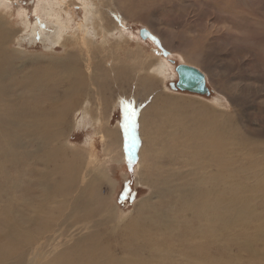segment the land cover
<instances>
[{"label":"rangeland","instance_id":"1","mask_svg":"<svg viewBox=\"0 0 264 264\" xmlns=\"http://www.w3.org/2000/svg\"><path fill=\"white\" fill-rule=\"evenodd\" d=\"M69 1L0 0V12L10 18L14 29H26L17 33L19 43H16V45L12 44L11 47L18 45L17 47H22L26 50L27 54H25L27 57L31 54L33 58L30 57L35 62L31 63L32 60H27L20 72L30 70L33 74L29 76H32L35 81L39 80L36 76L47 71L45 59H37V56L39 54L63 55L66 50L61 45H53L55 43H51L49 38L42 41V35L44 34L43 36L47 37L54 35L60 25L64 26L66 23H68L67 25L70 24L67 26L68 29L65 30L66 35L74 34V31H77L76 40H71L72 42L68 45V49L73 52L76 51L80 57L78 58L81 61L80 66L82 69L79 72H82V74L89 73L86 64L82 63L81 59L87 61L93 56L104 60L105 67L109 73L106 71V73L102 74H112L113 76L118 74L116 77L120 75L121 81L123 71L116 74L114 68L120 65L130 67L131 72L126 77L127 79L125 78L124 83L120 82L111 93H106L110 84L103 91L101 90L104 95L105 93L108 94L107 97L109 98L108 108L105 111L106 119L104 120L107 124L106 126L111 130L120 132L119 148L122 151L121 157L113 159L110 154H107L106 149L109 142L107 138L97 132L98 125L94 123V118L100 115L102 110H99L97 115H93L92 109L88 110L91 106L94 110H98L96 108L98 105L97 101L94 103L91 101L87 102L86 95H84L90 92L89 84L91 82L88 76L83 77L79 72L75 74L76 71L74 72V70L71 72L72 79H76L78 82L77 84L73 83V85H77L76 87L73 86L75 88L73 93L77 100L75 98L73 100L77 101L78 105L77 109L74 110L75 112H71V114L74 113L73 116L70 114L72 116L69 119L70 128L64 134L68 141V147L74 146L76 149L81 150V153L88 154L90 156L89 160L91 159V162L95 161V167L99 168H95L96 171H102L99 174L101 180H104L102 191L105 195L110 196L112 204L119 209L120 220L108 217L104 211L93 215L94 218L99 220V224L96 227L93 216L90 218L91 222L88 223L87 221L85 225L81 219L82 215H80L78 210H74L72 205H67L65 202L66 205L61 203V207L57 206L58 204L55 200L62 199V196L55 193L52 196L49 190H47L48 193H45L40 183L35 186V182L40 180L41 175L34 173L33 170L36 168L43 170L46 167L32 156L31 160L29 155H24L23 162L18 164L17 168L12 172L11 178L15 182L11 181L12 183L5 187L11 197L9 199L0 197L1 219L9 217L8 214L3 213L4 208L17 209L18 216L13 215V218L16 221V225H19V228H23L21 229L22 232L18 234L21 237L27 235L30 242L32 241L35 244L31 242L32 246L24 248V253H28L27 251L29 250V253H31L27 264H33V262L34 264H42L49 261L65 246H75L76 243L74 242L77 238L85 235L89 236L94 230L98 232L95 238L89 239L84 244H87L86 248L90 246V251L87 249L89 252H87V256L84 259L80 260L78 258V260H75L73 257L74 253H80V247H70L68 251H63L62 255L64 253L71 254L76 249L80 251L77 250V252L75 251L69 256H63V259L61 257L60 260L62 262L57 261L56 263L97 264L100 261L99 264H107L113 260L109 264H123V262L125 264H214L210 259L202 257L206 254H199L198 257V252H196L198 244L197 226H199L200 221L198 222L199 219L194 213L193 206L187 207L182 201L181 195L182 193L183 195L185 194L182 190L187 188V185L181 182L189 178L192 183L196 182L200 177L198 170H205L206 167L213 169L218 180L219 174H216L217 166L208 165L203 151L210 149L211 145L223 143L222 146L233 152L230 159L233 163L228 169L232 177L235 175L233 178L230 175L231 181L235 178V180H241L243 184H249L251 187L248 192L245 189L243 193H239L238 189L239 195L242 194L244 196L243 198H239V195L236 197L233 213L243 211L241 209L256 208L261 213L260 216L264 215L262 214V212L264 213V197L262 196L264 195V186L260 185L263 183L261 179L264 176V0H128L129 3L127 2V5H122L121 8L119 5L116 8V13L112 17L118 21L117 25L115 24L116 27L109 24L111 26L110 30L106 31L105 28H102L98 35L92 28L91 23H96L95 15L98 16L99 13H91V9L93 11L98 9L102 11L100 9L102 4H99L100 0ZM105 1H109L113 5L115 3V0L114 2L113 0ZM145 1L147 3L144 4L143 2ZM60 6H63V9L66 8L65 12L60 14L61 20L65 19V23L63 20L61 21L62 23L59 22L56 16L51 17L49 14L60 11ZM43 7L46 8L43 9ZM123 8L126 9L122 11ZM136 8L138 11H147L149 18L137 14L134 11ZM66 13L69 14V17L65 16L67 15ZM102 24L107 25V22L103 21ZM37 25L38 29L30 30L31 27L35 28ZM81 25L83 27L88 26V30L86 28L87 33L84 32L83 34V30L78 28ZM41 27H45V32L42 33ZM142 28H148L152 31L156 35V40L152 41L142 38L140 34ZM53 30L56 31L53 32ZM27 33L29 34L26 35ZM31 33L32 35H30ZM33 35L38 39L32 41L33 39L31 40L30 37ZM93 36L97 38L95 39L97 41L90 40ZM106 37L109 41L102 42V46L98 49V46L96 47L97 42H101ZM112 41L120 42V46H115V54H111ZM65 43L67 42L65 41ZM34 55L36 59H34ZM30 57L28 58L30 59ZM172 59L174 60L173 63L171 62ZM178 63H188L201 69L206 74L208 85L212 89L211 95L172 89L170 82H176L178 79L175 71V66ZM42 65L46 66L42 67ZM151 66L153 68L156 67V69L152 70ZM33 67H35L34 70H32ZM40 67L41 69H38ZM8 71L11 72L10 69ZM57 71L62 72L63 69L58 68ZM20 74L15 75L10 81L12 86L18 85L20 87V83L23 81V76ZM78 76H82V78ZM141 77L144 79L142 80ZM27 78L29 79L28 76ZM35 83L33 82V84ZM93 84L92 88L94 93H96L98 89ZM77 89L79 95H77ZM28 92H30V87H28ZM19 99L17 98V100ZM28 100H25L28 104L38 105L36 97ZM90 100L93 99L90 98ZM18 104L20 105L21 102L19 101ZM85 105L86 107H84ZM79 106L81 107L79 108ZM206 108L209 112L204 110ZM83 109H87L85 110L86 112ZM132 112H135L134 120L132 119ZM73 119L76 120V123H74L75 126L71 127L74 125ZM207 125H209V133L201 132V128H207ZM54 127H50V130L55 131ZM182 127L190 129H188L187 136H184ZM192 128L194 129L193 133ZM195 130L197 133H195ZM176 132L177 134H175ZM210 133L212 134L209 135ZM2 141L8 147V143L5 140ZM194 143L201 144L203 149L201 154L193 149ZM50 145L47 142V147L52 149V145ZM53 148L54 150L56 149V147ZM186 148V152L183 151ZM32 150L33 144L25 149V152L27 151V154H29ZM215 150L218 149L216 148ZM196 153L200 154L201 158ZM82 160H76V163H82ZM239 160L242 161L240 162ZM247 160H257L261 171L253 172V169L249 167L250 172L249 170L240 174L235 172V162L237 165L244 164V166H249L250 164ZM141 163L144 165L145 173H147L146 179H150L149 182H142L138 178ZM80 168L83 169L84 167ZM194 168L195 170H193ZM155 176L158 177L153 178ZM166 180L168 181L166 182ZM238 180L235 182L237 183ZM256 181L260 184L255 183ZM236 183L232 184L234 188H237ZM16 184L18 185L16 186ZM256 184L257 186H254ZM125 192L127 197L122 202L121 196H124ZM73 198V194L68 196V199ZM140 202L143 203L141 204ZM20 211L22 212L20 213ZM34 215L35 217L39 216L41 224L35 221L30 222ZM262 217V220H264V216ZM75 218L78 220V227L83 228V230L75 226L68 231L69 234L67 236L61 235L66 230L67 223L75 222L73 221ZM256 223L254 219L251 230L254 229ZM195 229L197 230L194 231ZM250 229L248 231L252 235L254 230L250 231ZM191 233H193V236ZM49 236H53L55 240L53 238L51 240L48 239ZM263 242L253 243L255 245L251 249L247 248L242 256L235 258L230 255L229 263L224 262L223 264H264ZM125 244L127 247H125ZM118 245L123 247L120 246V248ZM210 245L211 243L208 244V247ZM208 247H204V253L206 251L215 252L212 245ZM128 249H131V251ZM238 249L237 246H234L232 253L236 255L239 252ZM255 249L259 250L255 253L254 258ZM132 253L136 254L132 255ZM111 254L115 256L111 258ZM106 258H109L108 262H104ZM125 258L128 260L126 261ZM1 264L4 263L1 262Z\"/></svg>","mask_w":264,"mask_h":264},{"label":"bare ground","instance_id":"2","mask_svg":"<svg viewBox=\"0 0 264 264\" xmlns=\"http://www.w3.org/2000/svg\"><path fill=\"white\" fill-rule=\"evenodd\" d=\"M66 1L64 0V2H66ZM147 1H149V0H147ZM113 2H114V0H113ZM127 2L129 3L128 0H115V3L113 5L109 1L104 0L102 3V0H100L99 4H102V6H100V9H102V11H100L99 9L96 11H93V9H91V11H92L91 13H99L98 16L95 15V21L97 24L91 23L92 24L91 26H92V28H94L97 35H98V33H100L102 28H105V30L108 31V30H110L111 26L118 23L117 19H113L112 17H114V15L116 13L117 6L120 5V8H121L122 5H127ZM130 3H135V2H130ZM143 3L145 4L147 2L145 1ZM44 5H46V4H44ZM48 5H49V3H48ZM54 6H53V8H54ZM56 6L59 7L58 5H56ZM45 8L43 7V9H45ZM50 8H51V5H50ZM97 8H98V6H97ZM47 9H48V7H47ZM60 9H61L60 11L58 10L55 13H49L51 17L56 16V18L59 22H61L63 20V19L61 20L60 14H63V12H65L66 8L63 9V6L62 7L60 6ZM124 9H126V8H123L122 11ZM136 9H134V11H136L137 14H140V16H143V17L146 16L145 18H149L148 17L149 13L147 11L143 12L141 10L138 11V9L137 10ZM62 10H64V11H62ZM84 10H86V9H84ZM3 14H4L3 12H0V197L5 198V199H9L11 197V194L8 192L7 189H5V187L8 186L10 183L15 182V181H12V178H11L12 172L14 171V169L17 168L18 164L23 162V156L29 155V158L31 160H32V158H31V156H32L35 158V160H37L38 162L40 161L41 164H43L44 167H46V168H43V170L42 169L39 170V168H36L33 170L34 173L41 175L40 180H38L37 182H35V180H34L35 186H37V184L40 183V186L43 188L45 193H48L47 190H49V192L52 196L54 195V193L62 196L63 197L62 199L55 200V202L58 204L57 206L61 207L62 206L61 203L64 205L65 202L67 205H69V204L72 205L74 210H78L80 215H82L81 219H82V222H84L83 224H85V225H86L87 221H88V223L91 222L90 218L93 215H95L97 213H103L104 211L107 213L108 217L120 220V215L118 214L119 209L112 204L110 196L105 195L102 191L103 190L102 183L104 180L102 181L101 177L99 175V174H101L100 173L101 170L96 171V169H99V168L95 167L96 166L95 161L91 162V159L89 160L90 156H88V154L81 153L80 152L81 150L76 149L74 146L68 147L67 146L68 141L64 137L65 132L70 128L69 119L74 114V113L71 114V112L72 111L75 112L74 110L77 109V105H78L76 103L77 101L73 100L75 98V95L73 93V90L75 89V88H73V86H75V85H73V83L77 84L78 81L76 79H72V73L71 72H72V70H74V72L76 71L75 74H77V72L81 71V69H82L80 66L81 61L79 60L80 57L78 56V53L76 51L73 52L70 49H68V45L72 42L71 40H76L75 36L77 35V31H74V34L66 35L65 30L68 29L67 26H69L70 24L67 25L68 23H66L64 26L62 25L64 28L61 25L59 27V25L57 24L59 28L57 29V31L55 30L56 32L53 30V32H55L54 35H49V37L43 36L44 34L42 35V37H41L42 41H45L44 39H46V38L48 40V38H49L50 39L49 41H51V43H55L53 45H61V46L65 47L66 50H65L63 55H54V54H52V55L41 54L40 55L39 54V56H37V59H45V61H46L45 64L47 65V69H46L47 71H44L45 73H41L40 75L36 76V77H38L39 80L35 81L32 79V76H29L30 74H33V72L31 73L30 70H27V71L23 70V72H20V69L23 68V66H25L26 61L32 60L33 57L31 56V54H30V56L32 58L30 56H28V57H30V59H29L26 56L27 53L25 52L26 51L25 49H23L22 47H17L18 45L14 46L13 48L11 47L12 44L16 45V43H19L17 33L23 32L26 29H14L11 25L10 18H7ZM49 14H46V15H49ZM66 14L67 15H65V16L69 15L68 13H66ZM50 16H48V17H50ZM143 17H141V18H143ZM40 18H41V15H40ZM26 19L28 20V17ZM64 20H63V22H64ZM143 20H144V18H143ZM103 21H106L107 25L102 24ZM23 23H24V21H23ZM109 24H111V26H109ZM25 25H27V24H25ZM116 25H115V27H116ZM29 27H31V26H29ZM41 28H42V33L45 32L44 31L45 27H41ZM78 28H81L83 30V34H84V32H86V33L88 32L87 31L88 30L87 25L84 27H83V25H81V26H78ZM86 28H87V30H86ZM36 29H38V25L35 26V28L31 27L30 30H36ZM28 34L29 33H27L26 35H28ZM30 35H32V33ZM88 35H90V34H88ZM95 36H93L92 39H90V38L89 39L93 40V41H97V40H95V39H97ZM28 37H30V36H28ZM20 38L24 39L22 37H20ZM39 38H40V36H39ZM30 39L31 40L33 39L32 41H34V40H37L38 38H36L33 35L30 37ZM78 40H79V38H78ZM65 41L67 43H65ZM105 41H109V39L106 37V38H103L101 42L98 41L96 47L98 46V49H100V47L102 46V42H105ZM115 46L116 47L120 46V42L112 41V44H111L112 52H111V54H115V50H116ZM34 57H35V55H34ZM34 59H36V57ZM81 60H82V63L86 64V67H87V70L89 71V73L88 72H87L88 74H85V73L82 74V72H79V73L82 74L83 77L88 76L89 81L91 82L90 84L88 83L90 85V90H89L90 92L84 94V95H86L85 98H87V102L91 101L92 103H94L97 101V104H98L97 107L95 106L98 110H94V108L92 106H91L92 108L90 107V108H88V110L92 109V111L94 113L93 115H97L99 113V110H102L101 111L102 113L94 118L95 119L94 123L96 125H98L97 132L101 133V135H103L105 138H107V140L109 142L108 147L106 149L107 154H110L113 157V159L117 158V157L120 158L121 157L120 155L122 152L121 149L119 148L120 132H118V130L109 129L106 126L107 125L106 122L104 121L106 119L105 111H106V108H108L107 106H108V100H109V98L107 97L108 94H106V93H109V92L111 93L114 90L115 86L119 85L120 82L121 83L125 82V78L131 72L130 67H128L127 65H120L119 67L114 68V71H116V74L123 71L122 72L123 78L121 81L120 75H119L120 77L119 76L116 77L118 74L117 75L115 74L116 76H113L112 74H109V75L108 74H102V73H106V71L108 72V70L105 67L104 60H100L99 58L97 59V57H95V56H93L92 58H89V60H87V61L84 59H81ZM34 62H35V60L31 61V63H34ZM39 62H37V63H39ZM151 64L154 65L152 62H151ZM43 66L44 65H42V67ZM144 66H146V65L144 64ZM34 68L35 67H33L32 70H34ZM58 68L63 69V71L58 72L57 71ZM8 69H10L11 72H9V71L7 72ZM38 69H41V67ZM42 69H44V68H42ZM155 69H156V67H154V68L152 67V70H155ZM140 70H142V69H140ZM144 70H146V69H144ZM162 70H163V68H162ZM132 71H133V69H132ZM148 71H149V67H148ZM160 72H162V71H160ZM18 73L22 74L23 81H21L20 87L18 85L12 86L10 81L13 79V77L15 75L17 76ZM11 74H12V77H11ZM27 76L29 77V79L27 78ZM10 77H11V79H10ZM80 77L82 78V76H80ZM8 79H10V80H8ZM141 79H142V77H141ZM74 80H75V82H74ZM83 81H84V78H83ZM33 82H36V83L33 84ZM150 82H152V81H150ZM92 84L95 85L98 89L96 93H94V89L92 88ZM109 84L111 87L109 86ZM83 86L84 85L82 83V87ZM106 86L107 87L109 86V89L107 88L108 90H106L107 92L104 95L102 93V91L106 88ZM28 87H30V92H28ZM77 92H78L77 95H79L78 89H77ZM73 95H74V97H73ZM109 96H110V94H109ZM32 97L37 98L38 105L34 106V105L28 104V102H26L29 98H32ZM17 98L18 99L20 98V99L17 100ZM90 98L93 100H90ZM75 99L77 100V97ZM19 101L21 102L20 105L18 104ZM36 101H34V102L36 103ZM81 106H79V108ZM84 107H86V105ZM85 110H87V109H85ZM204 110L209 112V110H207V108ZM103 112H104V115H103ZM89 115H87V116H89ZM100 117H101V119H100ZM72 121H73V124L76 123L75 119H73ZM53 126H55L54 127L55 131L50 130V127H53ZM73 126H75V124L72 125L71 127H73ZM96 128H97V126H96ZM188 129L183 128V131L185 134L184 136H187ZM196 130H195V133H197ZM209 130H210L209 125H207V128L206 127H204V129L201 128L200 131L201 132L202 131L207 132V134H208ZM193 132H194V129L192 130V133ZM175 134H177V132ZM211 134L212 133H210L209 135H211ZM2 140H5V142L8 143V147L6 146L4 141H2ZM47 142L52 145V149H50V147H47ZM31 144H33V150L31 153L29 152V154H27L28 150L25 152V149L29 148V146ZM222 145H223V143H220L219 145H211L210 149H207L204 151L201 148V144H195L194 143V145H193V149L195 151H197L200 154L202 153V151L205 153L204 158H206L205 161L208 163V165L217 166L218 170L216 171V174L217 173L219 174L218 180L216 179L215 172L213 171V169H211L210 167H206V168L203 167V168H205V170L202 168H201L202 171L198 170V173H199L201 178L198 176L199 178L196 180V182H194L195 181L194 180L193 181L194 183H192V180L190 178L188 180H185L183 177L182 178L184 179V181L181 182L182 184L187 185V188H185L183 190L181 189L185 193L184 195H183V193L181 195V197L183 199L182 201H184V203L187 207L193 206L194 213L196 214L197 218L199 219L198 222L200 221L199 226H197L198 227V233H197L198 235L195 233V235L198 236V238H197L198 242L196 239V242L198 243L197 244V251H196V252H198V257H199V254L200 255L206 254L205 256L203 255L202 257H204V259H206V258L210 259L214 264H223L224 262L229 263L230 255H232L235 258L238 256H242L244 254V252H246L247 248L251 249L255 245L253 243H258V242L260 243V242L264 241V220H262L263 219L262 216H264V215L260 216L261 213L258 212L256 210V208L255 209H241L243 211H241V212L238 211L239 213H233V210L235 208L234 201H235L236 197L239 195V193H241V192L243 193V191L245 189H246V192H248L251 187L249 186V184H246V183L243 184V182H241V180L239 181L238 179H236V180H238L236 183L235 178H234L235 181L234 180L231 181V179L235 175L233 173L234 176L232 177V174L231 173L229 174L228 169H229L230 165L233 163L230 161V159L232 158L233 152L226 149ZM204 146H206V145L204 144ZM53 147H56V149L54 150ZM216 148L218 150H215ZM186 150H187V148L183 149V151H185V152H186ZM200 154H197V155H200ZM226 155H228V156H226ZM190 156H191V154H190ZM78 158L83 159L82 163H79V162L76 163V160H79ZM200 158H201V155H200ZM245 158L247 159V157H245ZM238 159H237V161H238ZM239 161L241 162L242 160H239ZM247 161H249V164H250L249 166L248 165L244 166V164L243 165H237V163L234 161L235 162V165H234L235 166L234 167L235 172H239V174L243 173V172L246 173L250 169L249 167H251L253 169L252 170L253 172L254 171H256V172L261 171L257 160H247ZM141 162H142V160H141ZM80 167H84V168L82 169ZM143 167H144V165L141 163V169H140L138 178L142 182L143 181L149 182L150 179H146L147 173H145V169ZM193 170H195V168ZM232 170H234V169L232 168ZM249 172H250V170H249ZM104 174H106V173H104ZM230 175L232 178H230ZM156 177H158V176H155L153 178H156ZM191 178H194V177H191ZM179 180H181V179H179ZM261 180L263 181V183L261 182L262 184L258 183L257 181L255 183H258L261 186H264V176H263V179H261ZM167 181L168 180H166V182ZM233 183H236L237 188H234V186L232 185ZM17 185L18 184H16V186ZM254 186H257V184ZM181 187H182V185H181ZM238 189H239V193H238ZM74 193H76V194H74ZM155 193H156V191H155ZM72 194L74 195V198H73L74 200L68 199V196L72 195ZM243 196L244 195L241 194V195H239V198H243ZM262 196L264 197V195H262ZM178 202H179V200H178ZM140 203L142 204L143 202H140ZM30 208H31V204H30ZM181 210H182V208H181ZM21 212L22 211H20V213ZM3 213L8 214L9 217L5 218V219L4 218L1 219V217H0V264H1V262H3L4 264H27L29 259H30L29 255L31 253H29L30 250L27 251L28 253H24V248L25 247L29 248L30 246H32V243L34 244V242L31 241L32 242L31 243L30 239H28L27 235H24L23 237H21V235L18 234L19 232H22L21 229H23V228H19V225H16V221L13 218V215L18 216L17 209L11 210V208H4ZM262 214H264V213L262 212ZM193 216H195V215H193ZM28 218H30V217H28ZM125 218H127V217H125ZM93 219L95 221V227H96L99 224V220L94 218V216H93ZM254 219L256 220L257 223L255 224V227L253 229L254 232L252 233V235H250L248 230L251 228ZM28 221H29V219H28ZM34 221L39 223L40 222L39 216L35 217V215H34L30 219L31 223ZM73 221H75V222L67 223L66 230L63 231L61 233V235L67 236L69 234L68 231L73 229L75 226L77 228L83 230V228L78 227L77 218L73 219ZM160 222H161V219H160ZM88 223H87V225H88ZM40 224H41V222H40ZM165 224H167V223H165ZM80 225H82V224H80ZM118 225H119V223H118ZM167 225H170V224L168 223ZM190 225H191V223H190ZM218 227H220V228H218ZM113 230H114V228H113ZM113 230H111V231H113ZM196 230L197 229H195L194 231H196ZM253 230L250 229V231H253ZM64 232L66 233V235ZM97 233L98 232L96 230H94V232H91V234H89V236L85 235V236H81V237L77 238V240L74 242V243H76L75 246H72V245L65 246L64 245L65 247L62 250L58 251L56 253V256L53 254L54 258L49 259V261H46V262H44L42 260L44 262L42 264H58V263H56L57 261L62 262V261H60L61 257L63 259V256L64 257L69 256V255L73 254L75 251L77 252L78 249H76L71 254L64 253L62 255V252L68 251L70 249V247L71 248H76V247L78 248V246L80 247L81 251L78 250V251H80V253H78V252H77V254L74 253L73 257L75 260L76 259L78 260V258L80 260L84 259L87 256V252L90 251L89 250L90 246L88 248H86L87 244L86 245H84V244L89 239L95 238ZM126 233H125V236H126ZM184 235H186V234H184ZM191 235L193 236V233H191ZM219 235H221V236H219ZM52 238H53V236H49L48 239L51 240ZM130 238H131V236H130ZM138 243H140V242H138ZM209 243H211L212 247H214L215 252L210 253V252L206 251V253H204V247H208ZM263 244H264V242H263ZM144 245H143V247H144ZM97 246H98V244H97ZM118 246L120 247L121 245H118ZM234 246H237L239 248L238 249L239 252L236 255L234 253H232ZM121 247H123V246H121ZM125 247H127L126 244H125ZM130 247H132V246H130ZM137 248H138V246H137ZM87 249L89 251H87ZM128 250L131 251V249H128ZM258 250L255 249L253 256L255 255V253H257ZM130 251H129V253H130ZM207 252H208V254H207ZM133 254H136V253H132V255ZM193 254H194V250H193ZM258 254H259V252H258ZM111 256H112L111 258H113L115 255L113 256L111 254ZM129 257H130V255H129ZM226 257H228V258H226ZM132 258H134V257H132ZM132 258H131V260H132ZM137 258H138V256H137ZM254 258H255V256H254ZM108 259L106 258L104 262H108ZM125 260H126V258H125ZM240 260H242V259H240ZM11 261H14V262H11ZM112 261H109V262H112ZM88 262H89V260H88ZM109 262L107 264H109ZM90 263H92V262H90ZM99 263H100V261H99ZM99 263H97V264H99ZM33 264H34V262H33ZM82 264H84V263H82ZM123 264H125V263L123 262Z\"/></svg>","mask_w":264,"mask_h":264},{"label":"water","instance_id":"3","mask_svg":"<svg viewBox=\"0 0 264 264\" xmlns=\"http://www.w3.org/2000/svg\"><path fill=\"white\" fill-rule=\"evenodd\" d=\"M140 34L144 39L156 40V35L148 28H142ZM171 62L173 63L174 60L172 59ZM175 71L178 79L176 82H170L172 89L201 95H211L212 89L208 85L206 74L201 69L188 63H178L175 66Z\"/></svg>","mask_w":264,"mask_h":264},{"label":"trees","instance_id":"4","mask_svg":"<svg viewBox=\"0 0 264 264\" xmlns=\"http://www.w3.org/2000/svg\"><path fill=\"white\" fill-rule=\"evenodd\" d=\"M126 197H127V194H126V192H125V193H124V196H121V201L124 202Z\"/></svg>","mask_w":264,"mask_h":264},{"label":"snow or ice","instance_id":"5","mask_svg":"<svg viewBox=\"0 0 264 264\" xmlns=\"http://www.w3.org/2000/svg\"><path fill=\"white\" fill-rule=\"evenodd\" d=\"M134 117H135V112H132V119L134 120ZM126 128V131H127V125L125 126Z\"/></svg>","mask_w":264,"mask_h":264}]
</instances>
